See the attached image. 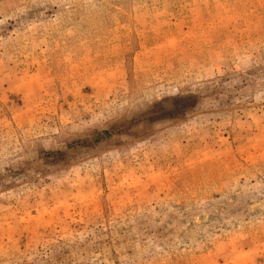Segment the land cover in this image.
I'll use <instances>...</instances> for the list:
<instances>
[{
    "label": "rangeland",
    "instance_id": "1",
    "mask_svg": "<svg viewBox=\"0 0 264 264\" xmlns=\"http://www.w3.org/2000/svg\"><path fill=\"white\" fill-rule=\"evenodd\" d=\"M0 264H264V0H0Z\"/></svg>",
    "mask_w": 264,
    "mask_h": 264
}]
</instances>
